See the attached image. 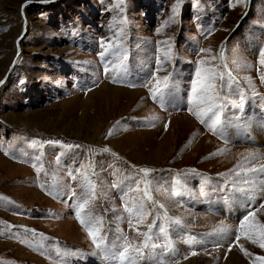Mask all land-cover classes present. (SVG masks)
Here are the masks:
<instances>
[{"label": "rangeland", "instance_id": "rangeland-1", "mask_svg": "<svg viewBox=\"0 0 264 264\" xmlns=\"http://www.w3.org/2000/svg\"><path fill=\"white\" fill-rule=\"evenodd\" d=\"M176 2L0 0V79L14 59L17 44L20 49L0 86V197L7 198L0 200L2 264H63L56 248L70 253L66 264H113L96 251L75 218L84 196L78 187L82 177L77 175L73 181L67 173L90 161L95 164L99 188L89 208L103 218L110 249L122 243L121 233L132 242L142 240L136 232L146 231L152 219L149 216L143 224L134 220L135 229L130 227L120 191L112 185L131 184L126 177L140 176L136 169L149 167L156 170L152 173L158 182L154 188L160 187L153 192L154 198L165 205L169 215L187 225L171 234L177 255L168 257L170 264L176 259L180 264H249L239 247L233 245L228 251L234 234L209 233L222 224L235 229L246 214L243 203L226 199L232 195L231 182L221 174L229 173L248 152L264 154V83L257 72L264 73L259 64V51L264 47V0H246L245 4L180 0L174 16ZM24 22L26 31L17 41ZM121 29L123 48L107 59L118 65L127 55L125 80L136 87L111 83L117 73L105 75L97 55L102 51L101 39ZM157 29L162 30L158 33ZM164 41L158 50V42ZM222 42L225 62L238 80L232 95L239 102L237 93L243 92L245 106L243 110L229 107L222 129L214 135L188 108L196 61L208 56L198 54L199 49L211 48L215 54ZM169 47L173 58L164 65L167 71L158 75L172 72L173 85L162 109L141 85L151 79L157 56ZM165 123H169L167 131ZM112 128L113 135L108 136ZM33 140H60L81 147H33ZM105 146L110 152L100 151ZM219 149L225 150L223 154L209 156ZM41 162L43 169L37 176L32 165ZM178 175L186 181L188 194L171 198L167 189ZM257 217L264 222V209H259ZM8 225L14 226L11 231ZM22 227L34 229L36 235ZM193 237L195 242L190 244ZM239 243L254 255H264V250L248 241ZM193 250L198 254L192 256ZM151 256L149 250L144 264H152Z\"/></svg>", "mask_w": 264, "mask_h": 264}, {"label": "snow or ice", "instance_id": "snow-or-ice-1", "mask_svg": "<svg viewBox=\"0 0 264 264\" xmlns=\"http://www.w3.org/2000/svg\"><path fill=\"white\" fill-rule=\"evenodd\" d=\"M42 2H49V0H42ZM123 0H121V3ZM246 0H236L237 4H245ZM180 6V0H177L176 4L173 5V14L177 13ZM23 8V6H22ZM23 14V11H22ZM173 16V22H174ZM167 26L165 22L164 27ZM111 28V25L109 26ZM162 29H157L159 33ZM123 29L114 33L113 36L108 38H102L100 41L102 51L97 55L100 61L104 64V73L108 75L110 71H115L117 75H113L111 78V83L121 84L128 87H136L135 83L125 80L128 75L127 64L124 63L128 59L127 55H124L123 61L120 64L115 65L113 61L107 58L110 55H119L120 49L123 48ZM211 35V33H209ZM167 43L158 42L159 45ZM207 53L208 56H201L200 59L196 61L195 67V78L192 80L191 84V95L189 99L190 107L188 111L190 114L195 116V118L204 125L208 130H210L214 135L222 129L225 119V113L229 107L238 108L240 110L244 109L245 106V95L243 92L237 93V97L232 95L233 86L238 84L237 78L233 75V70L227 62H225V50L224 44L222 42L220 50L213 54L211 48H201L198 54ZM259 64L264 66V47L259 51ZM173 58V52L171 48L164 51L162 56H157V68L151 74V79L141 85L148 90L150 98L160 104L163 109L170 89L173 85V73L168 72L167 75L159 76V72H165L167 69L164 65L170 62ZM16 62L13 61V64ZM233 63H236L233 61ZM259 74V79L264 83V73ZM248 79L249 84H251V79ZM4 81L0 80V84ZM21 84L24 81H20ZM90 90V89H89ZM153 119H157L153 117ZM117 121V125H119ZM170 123V122H169ZM169 123L164 124L165 131L168 130ZM114 128L108 130V136L113 135ZM107 138V137H106ZM37 144L43 145H53L60 146L67 150H73L80 148V145L65 144L60 140H48V141H31L30 145L35 147ZM103 153L110 152V149L105 146L100 150ZM225 150L219 149L217 152L209 153V156H215L218 154H223ZM5 155H8L6 152ZM112 155H117L112 153ZM36 161H41L40 156L35 157ZM264 160V154H259L255 152H248L243 160L238 162L233 169L229 170L227 174L231 182V192L232 195L226 199L236 200L241 203L246 208V214L242 219L239 220L238 226L233 229L229 225H221L213 230L209 235L224 234L232 235L234 234V241L230 242L228 245V251L232 250L233 245L239 247L240 252L249 258V264H264V255H254L249 252L243 244L239 243L242 239L248 241L250 244L264 250V222H261L257 217V212L259 209H264V202L257 204V201H264V163L260 161ZM56 163H60V155L56 157ZM39 176V173L43 169V163L39 165H32ZM135 168V165L132 166ZM85 169V171H81ZM140 176H128L125 178L126 181H131V184L121 181L119 183H113L112 187L120 191V199L123 204L124 211L128 214V224L130 227L135 229L133 221L136 224H143L149 216L152 217L151 222L146 225L147 230L144 232H139L137 230L136 234L142 236L143 239L140 241L132 242L127 235L121 233L119 239L122 243L118 244L114 249H110L107 245L106 234L103 228V218L95 216L89 208L92 200L97 196V190L99 188V183L94 179L96 177V168L93 162H89L88 165H81L80 168L68 171V176L73 180H77V175L82 177L78 187L84 192V196L81 201L77 204L75 210V218L80 223V225L86 231L88 237L90 238L94 248L97 252L101 254L106 260H110L113 264H144L145 259L149 255V250L152 252L151 260L152 264H170L168 257L176 256L175 243L172 239V233L177 229L186 228L185 222L176 216L169 215L167 208L164 204L160 203L154 198L153 192L160 191V187H155L158 182L152 177V173L156 171L155 169L149 167H141L136 169ZM191 173H196V169L187 170ZM55 179V178H54ZM122 184L124 185L122 187ZM43 187V185H41ZM63 187H70L69 185H61ZM53 190H55L56 185H52ZM171 193V198H182L188 194L187 183L178 175L174 178L173 182L167 189ZM137 193L136 196H132V193ZM52 195V191L48 192ZM72 194L75 196L76 191L72 189ZM206 192L202 189L200 196H205ZM0 200H7L6 197H0ZM11 203V201H8ZM9 231L14 227L13 225L7 226ZM24 232H31L33 236L36 235L34 229H28L22 227ZM43 239H47L43 234H40ZM11 238V237H10ZM22 243L25 241H21ZM195 238H191L189 243H194ZM31 246V245H30ZM40 248H44L43 244L39 245ZM56 256L61 259L63 264H66L65 258L70 255L66 250H61L60 248L55 249ZM198 253L193 250L191 252L192 256ZM183 259H188L185 255ZM2 264V262H0ZM171 264H180L179 259L174 260Z\"/></svg>", "mask_w": 264, "mask_h": 264}, {"label": "water", "instance_id": "water-1", "mask_svg": "<svg viewBox=\"0 0 264 264\" xmlns=\"http://www.w3.org/2000/svg\"><path fill=\"white\" fill-rule=\"evenodd\" d=\"M24 5V4H23ZM25 22H24V29H23V31H22V33L20 34V36L18 37V39H17V41L19 40V38H21L23 35H24V33H25V31H26V28H25ZM19 51H20V49H19V47H18V44H17V49H16V54H15V56H14V59H13V61L17 58V56L19 55ZM13 61L10 63V65H9V67H8V69H7V71H6V73H5V75L0 79V80H2V81H6V79H7V77H8V75H9V73L11 72V70H12V68H13V66H14V64H13ZM2 84H0V86H1Z\"/></svg>", "mask_w": 264, "mask_h": 264}]
</instances>
